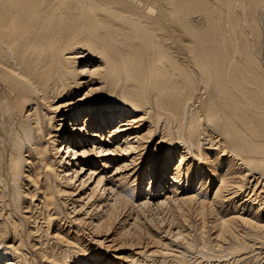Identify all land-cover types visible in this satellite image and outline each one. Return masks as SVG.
<instances>
[{
    "label": "bare ground",
    "instance_id": "obj_1",
    "mask_svg": "<svg viewBox=\"0 0 264 264\" xmlns=\"http://www.w3.org/2000/svg\"><path fill=\"white\" fill-rule=\"evenodd\" d=\"M0 264H264V0H0Z\"/></svg>",
    "mask_w": 264,
    "mask_h": 264
}]
</instances>
